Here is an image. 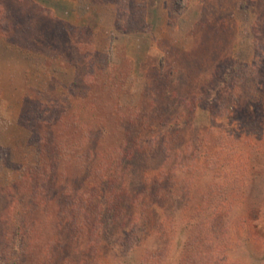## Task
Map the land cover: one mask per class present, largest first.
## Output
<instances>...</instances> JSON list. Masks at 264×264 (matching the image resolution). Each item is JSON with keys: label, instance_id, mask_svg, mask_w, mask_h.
Segmentation results:
<instances>
[{"label": "rangeland", "instance_id": "1", "mask_svg": "<svg viewBox=\"0 0 264 264\" xmlns=\"http://www.w3.org/2000/svg\"><path fill=\"white\" fill-rule=\"evenodd\" d=\"M0 17V264H264V0H0ZM213 186L223 209L183 253L175 227Z\"/></svg>", "mask_w": 264, "mask_h": 264}, {"label": "trees", "instance_id": "2", "mask_svg": "<svg viewBox=\"0 0 264 264\" xmlns=\"http://www.w3.org/2000/svg\"><path fill=\"white\" fill-rule=\"evenodd\" d=\"M5 19H2L1 17H0V21H2L1 23H2V25H3V27H4V25L6 24V21H4ZM0 28V30H2V31H5L4 30V28ZM6 28V27H5ZM236 69H234V68H232L229 72H228V76H227V78H230L232 75V73H234V71H235ZM236 72V71H235ZM93 77H95L93 74H87V77H86V81H87V83H90V81H91V78H93ZM78 86V88H79V92H85L86 93V91L85 90H87V85H85V84H82V85H77ZM90 88V90H91V86L89 87ZM77 92V90H74L73 91V93H76ZM78 98L80 99V96H78ZM91 106L87 109V110H84V109H82V111H83V113H85L86 111L88 112H92V111H94L93 109H95V107H96V111L97 112H99V111H104L105 113H106V110L104 109H102V108H100L99 106H97V105H95V104H90ZM112 112L113 113H119L120 111H119V109H117V108H113V110H112ZM53 118L55 117V115H51ZM46 117V115H43V119ZM39 122L42 120L41 118H38L37 119ZM49 121V120H48ZM86 125L87 124H81L80 126H77V128H76V135L81 131L82 133L83 132H86L87 131V127H86ZM56 125L55 124H51V132H50V134L52 135V137H56V135H57V133L56 134H53L52 132H56V130H55V127ZM70 133V132H69ZM65 134V133H63L64 134V137L62 138V139H60V140H58V142H59V144H60V146H65L66 145V143L68 142V141H70L71 139H72V137H73V135H74V132H72L71 134ZM40 134H42V133H40ZM232 135V134H231ZM68 136H69V138H68ZM227 137H230V134L228 133L227 134ZM236 139V138H235ZM232 139L231 138V141L233 142V143H237L236 141H238V139ZM227 141H228V138L226 139ZM226 141V143H227V145H230L232 142H227ZM202 149H200V150H196L195 152H193L192 153V160H194V164L196 163V161H197V157L199 158L201 155H200V153L202 152L201 151ZM222 161V160H221ZM227 162H229V161H227ZM44 163V162H43ZM43 163H41V164H43ZM222 163H223V161H222ZM213 165H215V166H218V163L217 162H215V163H213ZM232 169V168H231ZM121 178H119V175H115L114 176V180H115V182H117L118 180H120ZM31 180V179H30ZM119 183V182H118ZM217 188H218V186H216V187H211V188H209L207 191H208V193H206L205 195H204V197H203V200H204V198H205V203H204V201L203 202H201L200 203V205H199V207H198V210H197V212L195 213V215H193L192 216V218L185 224V225H183V227L181 228V229H177V227H175V232L178 234V235H175V236H178V238H180L181 236L182 237H184V241H183V243H180V249H182V252L184 253V249L185 248H188L189 246H190V244H188V242L190 241V239H192L193 237H195V234H199V232L201 231V226L203 225V224H205V222H202V221H200V222H198V220L200 219L199 218V216L196 218V216L198 215V214H201L204 210L205 211H207V209H209L210 208V213L211 212H215L216 210H218L219 208H220V210L221 209H223V206H221V204L220 205H218L217 204V199H218V193H217ZM175 189H171V191H174ZM190 188L189 187H186L185 188V190L183 191L184 192V194L186 195V194H189V192H190ZM221 192H222V194L223 195H228L227 193H234V191H233V189L231 190V189H229V188H222L221 189ZM117 195V194H116ZM116 195L114 196V195H111L112 197H116ZM160 195H162V194H160ZM113 202L115 203V204H117V200H115V198H113ZM112 202V203H113ZM83 206H82V209L84 208V207H88V205H87V201H83ZM113 203V204H114ZM159 204L158 205H160V201L158 202ZM108 204H109V202H108ZM110 206V205H109ZM87 207H86V209H87ZM199 208H201V210L199 209ZM85 209V210H86ZM97 211V215H100V214H103L104 212H103V210L100 208V204L98 205V210H96ZM85 218V217H84ZM83 220H81V222H80V224L78 225V227H79V229H80V231L81 232H85V229H84V222H82ZM165 222H169L168 220L166 221V219H165ZM213 223H214V221H213ZM213 223H212V225H213ZM25 226H29V224H27V225H25ZM80 232V233H81ZM19 236H21V239L19 240L20 241V243L19 244H23L24 245V242H25V240L26 239H28V236H29V234H26V233H24L23 234V236L22 235H19ZM21 249H23V247L21 248ZM3 254L0 252V256H2ZM226 258V257H225ZM3 261V264H6L7 262L6 261H4V260H2ZM0 262H1V259H0Z\"/></svg>", "mask_w": 264, "mask_h": 264}]
</instances>
